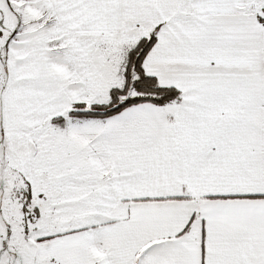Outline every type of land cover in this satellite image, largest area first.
Segmentation results:
<instances>
[{"label": "snow or ice", "instance_id": "snow-or-ice-1", "mask_svg": "<svg viewBox=\"0 0 264 264\" xmlns=\"http://www.w3.org/2000/svg\"><path fill=\"white\" fill-rule=\"evenodd\" d=\"M0 264H264V0H0Z\"/></svg>", "mask_w": 264, "mask_h": 264}]
</instances>
